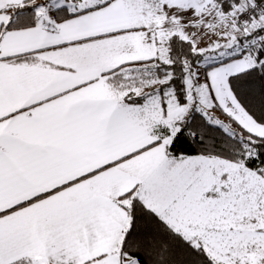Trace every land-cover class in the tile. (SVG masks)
<instances>
[{"label": "snow or ice", "instance_id": "1", "mask_svg": "<svg viewBox=\"0 0 264 264\" xmlns=\"http://www.w3.org/2000/svg\"><path fill=\"white\" fill-rule=\"evenodd\" d=\"M0 264H264V0H0Z\"/></svg>", "mask_w": 264, "mask_h": 264}]
</instances>
